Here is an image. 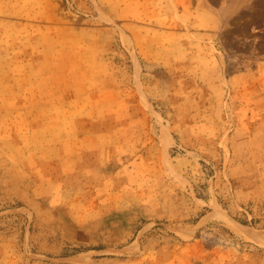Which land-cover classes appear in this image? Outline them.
Instances as JSON below:
<instances>
[{"label": "rangeland", "instance_id": "obj_1", "mask_svg": "<svg viewBox=\"0 0 264 264\" xmlns=\"http://www.w3.org/2000/svg\"><path fill=\"white\" fill-rule=\"evenodd\" d=\"M225 217L264 235V0H0V264H264Z\"/></svg>", "mask_w": 264, "mask_h": 264}, {"label": "bare ground", "instance_id": "obj_2", "mask_svg": "<svg viewBox=\"0 0 264 264\" xmlns=\"http://www.w3.org/2000/svg\"><path fill=\"white\" fill-rule=\"evenodd\" d=\"M215 207L220 209L219 204L216 202ZM225 223L240 237L249 240L254 241L260 245L264 246V235L261 233H257L256 231H250L246 228V226H243L242 224L232 222L229 218H224Z\"/></svg>", "mask_w": 264, "mask_h": 264}]
</instances>
